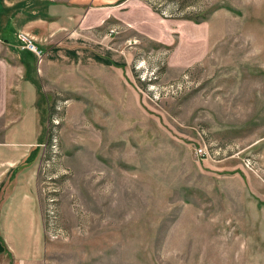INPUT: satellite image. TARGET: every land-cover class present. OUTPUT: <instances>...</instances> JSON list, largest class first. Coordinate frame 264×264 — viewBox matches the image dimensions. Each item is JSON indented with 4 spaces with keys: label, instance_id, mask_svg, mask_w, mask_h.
Listing matches in <instances>:
<instances>
[{
    "label": "rangeland",
    "instance_id": "obj_1",
    "mask_svg": "<svg viewBox=\"0 0 264 264\" xmlns=\"http://www.w3.org/2000/svg\"><path fill=\"white\" fill-rule=\"evenodd\" d=\"M114 3L34 36L27 76L13 54L32 87L13 115L16 151L37 149L32 264H264V0Z\"/></svg>",
    "mask_w": 264,
    "mask_h": 264
},
{
    "label": "crops",
    "instance_id": "obj_2",
    "mask_svg": "<svg viewBox=\"0 0 264 264\" xmlns=\"http://www.w3.org/2000/svg\"><path fill=\"white\" fill-rule=\"evenodd\" d=\"M114 2L118 3L119 1L0 0V117L10 113L11 120H14L13 115H16L17 111H19L18 115H21L20 113L26 110H33L32 103L24 107L23 103L26 100L22 99L25 90L32 88L30 86L31 83H27L26 79H24L20 85L13 84L16 83L14 78L18 67L14 55L19 63L23 65L24 72L25 66L20 58L21 55H26L24 51H20L22 48L18 40L14 39L15 32L17 30L25 32L31 30L34 32V34L31 33L33 37L38 36V34L51 32L60 33V35L67 34V31L76 30L75 26L82 27L96 24L99 18L101 19V13L98 11L100 6ZM135 7L138 8L139 6ZM140 9L143 10L139 7L138 10ZM148 18H151L150 14ZM160 20L162 18L158 21ZM148 21L150 22L148 24L150 31H156V33L161 34L162 29H157L160 23L156 20L151 21V19H148ZM186 26H188L186 20L178 21L180 32H184ZM200 27H202L203 31L202 38L207 39L208 32L204 30H207V28L203 24ZM197 32L193 33V35H196ZM200 36L201 33H199L198 37ZM33 41H35V37ZM179 46H181V43L177 41L175 48ZM183 51H187L188 55L192 54L191 48L189 50L184 48ZM176 53L178 57H181L184 52L178 51ZM31 58L30 64L34 61L35 56L32 54ZM26 73L28 74L27 71ZM26 73L25 75L27 76ZM23 85L26 89L25 87L23 88ZM19 99H21V105ZM15 100L19 101L16 103ZM16 109L17 111L15 112ZM11 120L9 123L7 121L8 128L0 139V253L11 254L15 259H21L23 264H32L40 255L39 210L31 180L34 176L32 174L36 171L37 161L34 156L37 149L30 150L26 157L21 158V152L16 151L18 148L16 145L22 142H18L20 135L14 134V132L24 125L21 121ZM29 131L31 136H33V130L29 129ZM2 139H7L8 142H4ZM30 140L32 139L30 138ZM7 143L14 146H7ZM17 163L20 164L18 166L23 164L20 167L21 170L14 173L12 182H8L9 176L7 174H10L9 170L11 171L12 166Z\"/></svg>",
    "mask_w": 264,
    "mask_h": 264
},
{
    "label": "built area",
    "instance_id": "obj_3",
    "mask_svg": "<svg viewBox=\"0 0 264 264\" xmlns=\"http://www.w3.org/2000/svg\"><path fill=\"white\" fill-rule=\"evenodd\" d=\"M15 37L18 40L21 48H27L39 55L40 51L36 48L31 35H29L25 31L17 30L15 32ZM195 152L197 155H203L205 153V150L203 147L199 146L195 149Z\"/></svg>",
    "mask_w": 264,
    "mask_h": 264
},
{
    "label": "trees",
    "instance_id": "obj_4",
    "mask_svg": "<svg viewBox=\"0 0 264 264\" xmlns=\"http://www.w3.org/2000/svg\"><path fill=\"white\" fill-rule=\"evenodd\" d=\"M118 1H120V0H118ZM27 50V49H26ZM26 53V52H25ZM31 56H32V54L31 53H26V55H23V57H21L20 59H21V62L24 64V66H25V73H26V71L27 72H29L30 71V69H32V67L30 66V62L29 61H31L32 60V58H31ZM35 59V58H34ZM27 65L28 66H30V69L28 70L27 69Z\"/></svg>",
    "mask_w": 264,
    "mask_h": 264
}]
</instances>
